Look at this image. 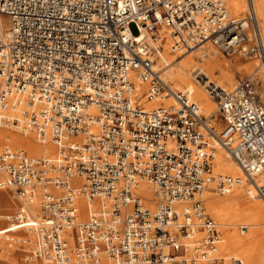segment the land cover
I'll return each mask as SVG.
<instances>
[{
    "label": "built area",
    "instance_id": "1",
    "mask_svg": "<svg viewBox=\"0 0 264 264\" xmlns=\"http://www.w3.org/2000/svg\"><path fill=\"white\" fill-rule=\"evenodd\" d=\"M246 2L237 19L223 0H0L8 19L0 31V127L31 131L55 150L52 158L0 151V189L38 202L28 225L36 234L31 259L244 264L218 253L220 227L203 194H225L238 182L211 175L215 140L251 182L249 198L264 201V184L253 181L264 169V100L249 76L226 88L196 72L216 105L217 117L205 116L163 80L153 57L158 28L166 27L175 49L210 43L264 65ZM144 97H172L176 105L145 109ZM20 105L21 119L4 114ZM141 182L152 190V209L138 192ZM78 196L99 199L84 221Z\"/></svg>",
    "mask_w": 264,
    "mask_h": 264
},
{
    "label": "bare ground",
    "instance_id": "2",
    "mask_svg": "<svg viewBox=\"0 0 264 264\" xmlns=\"http://www.w3.org/2000/svg\"><path fill=\"white\" fill-rule=\"evenodd\" d=\"M223 1H227V13L229 7L232 13L237 14L241 12L246 2V0ZM251 1L255 17L260 20V35L264 47V0ZM7 28L8 24L4 22V17L0 16V31H5L6 33ZM154 46L155 55L153 59L163 80L169 85L171 84L170 87L173 91L186 95V98L195 103L200 113L205 116L215 115L216 105L196 81L194 77L196 72L213 79L217 71L216 83L223 87H231L236 74L249 73L248 76H251L253 81L257 78L259 82H262L259 93L264 97V65L256 62L257 60L251 62V64H244L238 61L240 57L236 55L234 59L225 61L219 55V49L210 43H205L189 51H186L185 48L175 49L173 48V38L166 27L158 28V37ZM182 86L184 87L181 88ZM139 88L145 89V85H140ZM142 102L145 109L176 105L172 97L161 100H147L144 97ZM24 108V105H20L15 110L6 111L4 114L21 119ZM212 123L215 124L216 130L219 129L217 121H212ZM210 144L213 147L211 175L214 176V172H217L218 174L215 173V176H230L238 181L225 194L216 195L211 190H207L203 194V205L205 210H207L206 213L216 219L217 224L219 223V227L223 230L221 240L217 244V251L218 253L221 251L224 255L223 257H236L244 264H264V259L259 253L260 246L264 243V238L260 236L261 231L264 229V206L255 198H249L247 193L252 189L251 182L248 181L223 147L215 140L211 141ZM3 149L10 151L24 150L28 153H26L27 155L37 158H52L55 153L54 147L50 142L44 141V143H41L31 131L21 133L17 129L0 127V151ZM253 181L256 184H264V169L253 177ZM73 183L79 185L80 180L74 179ZM138 192L143 197L147 207L152 209L153 195L149 184L141 182ZM261 201L264 203L263 200ZM76 203L78 207L77 218L79 221H84L88 213L98 207L99 199L94 197L91 200H87L78 196ZM22 205L23 208H21ZM36 207L38 215L34 216ZM15 208L17 209L15 215L9 218V213ZM38 216L39 206L37 199L26 202L19 195L15 197L10 188L3 187L0 189V225L3 219L10 220L9 227L0 228V235L5 234L3 238L8 245L12 247L18 246L20 248L19 251L24 250V253H27L30 248L32 250L36 241V234L28 225L37 219ZM15 219L21 220L13 222ZM237 225L246 226L248 230L240 231L238 228L237 231ZM20 228H24L26 231ZM22 243H25L24 249L21 246ZM13 251L12 249L11 253ZM9 260L11 263L12 259L10 257ZM24 260L31 264H39V261L31 259L29 254H24ZM69 264L79 263L73 257H70Z\"/></svg>",
    "mask_w": 264,
    "mask_h": 264
},
{
    "label": "rangeland",
    "instance_id": "3",
    "mask_svg": "<svg viewBox=\"0 0 264 264\" xmlns=\"http://www.w3.org/2000/svg\"><path fill=\"white\" fill-rule=\"evenodd\" d=\"M245 1V0H244ZM225 3H226V5L225 6H227V1H225ZM244 8L241 10V12H239L238 14L237 13H232V11H230V9H229V7H228V15L230 16V17H233V18H237V19H240V18H243L244 16H245V14H246V2H245V5L243 6ZM4 17V22L6 23V24H8V19L5 17V16H3ZM259 21L260 20H258L257 19V23H258V27H259V31H260V28H261V26H260V23H259ZM128 28H129V31L131 32V34L132 35H135L136 33H137V30H136V27H135V25L133 24V23H131V24H129V26H128ZM219 52V51H218ZM219 55L221 56V58L223 59V60H225V61H230V60H232V59H234V57L236 56V55H230V56H228V55H224L223 53H220L219 52ZM237 57H239V56H237ZM239 62H243L244 64H251V62H254V61H256V59H249V60H245V59H242V58H239V60H238ZM256 62H258V61H256ZM218 74V72L216 71V74L214 75V77H213V79H209L208 78V80L209 81H216L217 82V79H216V75ZM248 74L249 73H247V74H236L235 75V77H234V82H233V84L236 82V80H238L239 78H242V77H245V76H248ZM249 77H251V76H249ZM252 78V77H251ZM252 80H253V78H252ZM206 81V79H203L202 81H197L199 84H200V86H202L203 87V89H204V91H205V88H204V82ZM261 83L262 82H259V80L256 78V80H254V84H255V87H256V89H257V92H258V94H259V96L264 100V97L263 96H261V94L259 93V90H260V87H261ZM170 86H171V84H170ZM184 86H182L181 88H183ZM228 87H230V86H226V88H228ZM174 88V87H173ZM174 89H176V88H174ZM261 90H262V88H261ZM261 92V91H260ZM205 94H207L206 93V91H205ZM208 96V95H207ZM204 115V114H203ZM214 117H217V113H215V115H214ZM218 119V118H217ZM218 122V121H217ZM219 123V129H220V126H221V123L220 122H218ZM16 151V150H15ZM18 151V150H17ZM19 151H22V152H25L24 150H19ZM25 153H27V152H25ZM28 154V153H27ZM215 173L216 174H218L217 172H214V176H215ZM10 191L13 193V195L15 196V197H17L18 196V194L13 190V189H11L10 188ZM215 194L216 195H219V193H216L215 192ZM221 195V194H220ZM257 201H259V202H261V204H263V206H264V203L261 201V199H259V198H255ZM18 206H19V204H18ZM16 208H17V206H16ZM14 209L11 213H9V218L10 217H12V216H14L15 215V213H16V211H17V209ZM21 208H23V205H22V207ZM205 208V207H204ZM206 212H207V210H205ZM36 215H38V210H37V207H36V210H35V215L34 216H36ZM209 215V214H208ZM210 217H211V215H209ZM216 223H217V220L216 219H214L213 217H211ZM13 222H16L15 220H13ZM9 223H10V220L9 219H3V221H2V223H1V225H0V228H7V227H9ZM219 224V223H218ZM220 225V224H219ZM238 228H239V226L237 225L236 226V230L238 231ZM20 229H23V230H25L24 228H20ZM247 229V228H246ZM245 229V230H246ZM248 230V229H247ZM26 231V230H25ZM220 231H221V235H222V229L220 228ZM246 233H247V231H246ZM245 233V234H246ZM243 235H244V233H243ZM3 236H5V234H3V235H0V264H31L30 262H27V261H25L24 260V254H30V250H31V248L29 249V251H27V253H24V250L23 251H19L20 250V248L18 247V246H15V247H12V246H10V245H8L7 244V242H6V240L3 238ZM260 236L261 237H263L264 238V229L261 231V234H260ZM28 237H29V235H28ZM27 237V238H28ZM21 246L23 247V249L25 248V243H22L21 244ZM10 247V248H9ZM12 249L14 250L12 253H11V251H12ZM259 253H260V255H261V257H263V259H264V243L260 246V250H259ZM221 256H224L222 253H221V251H220V253H219ZM9 257L12 259L11 260V263H10V260H9Z\"/></svg>",
    "mask_w": 264,
    "mask_h": 264
}]
</instances>
